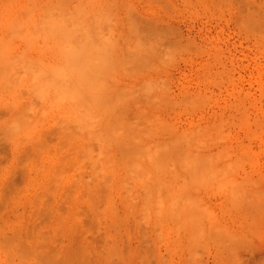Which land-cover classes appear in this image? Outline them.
<instances>
[{
    "label": "rangeland",
    "instance_id": "374dc122",
    "mask_svg": "<svg viewBox=\"0 0 264 264\" xmlns=\"http://www.w3.org/2000/svg\"><path fill=\"white\" fill-rule=\"evenodd\" d=\"M0 264H264V0H0Z\"/></svg>",
    "mask_w": 264,
    "mask_h": 264
},
{
    "label": "bare ground",
    "instance_id": "6f19581e",
    "mask_svg": "<svg viewBox=\"0 0 264 264\" xmlns=\"http://www.w3.org/2000/svg\"><path fill=\"white\" fill-rule=\"evenodd\" d=\"M61 26H62V25H61ZM58 27H59V26H58ZM62 27H63V26H62ZM66 64H68V63H66ZM64 65H65V64H64ZM68 65H69V64H68ZM65 66H66V65H65ZM66 67H67V66H66ZM77 67H79V66H77ZM62 69H63V68H62ZM64 69H65V68H64ZM72 69H73V67H72ZM78 69H79V68H78ZM80 69H81V68H80ZM68 71H69V70H68ZM86 71H87V70H86ZM78 73H80V72H78ZM70 74H71V73H70ZM70 74H69V75H70ZM84 75H85V74H84ZM86 76H87V75H86ZM88 76H89V74H88ZM72 77H73V76H72ZM65 78H66V77H65ZM69 78H70V77H69ZM61 79H62V78H61ZM78 79H79V78H78ZM85 79H86V78H85ZM83 80H84V79H83ZM90 80H91V79H90ZM66 81H67V80H66ZM67 82H68V81H67ZM74 82H78V81H74ZM79 82H81V81H79ZM87 82H89L88 79L85 81V84H86ZM74 84H75V83H73V85H74ZM81 84H83V83L81 82ZM85 84L83 85V87L85 86ZM87 84H88V83H87ZM87 84H86V87L89 86V85H87ZM75 85H76V84H75ZM77 85H78V83H77ZM75 88H76V87H75ZM84 88H85V87H84ZM84 90H86L85 92L87 93V89H84ZM78 94H79V93H78ZM83 94H84V93H83ZM86 95H88V93H87ZM79 96H80V94H79ZM90 96H93V95H90ZM81 97H83V98H79V100H80V99H81V100H82V99L84 100V95L81 96ZM86 98H87V97H86ZM87 99L89 100V97H88ZM94 99H95V98H94ZM96 99H97V98H96ZM76 100H77V98H76ZM76 100H75V101H76ZM81 100H80V101H81ZM92 100H93V99H92ZM77 101H78V100H77ZM77 101H76V102H77ZM80 101H79V103H80ZM85 101H87V100H84V104H85ZM89 101H90V100H89ZM89 101H87V102H89ZM97 101H98V99H97ZM91 102H92V101H91ZM82 103H83V102H82ZM82 103H81V104H82ZM98 103H99V102H98ZM77 104H78V103H76V105H75L76 107H77ZM86 104H87V103H86ZM89 104H90V102L88 103V105H89ZM88 105H87V108L89 107ZM98 105H99V104H98ZM98 105H97V106H98ZM79 106H80V105H79ZM92 106H93V105H92ZM94 106H95V104H94ZM84 107H85V106H84ZM93 108H94V107H93ZM85 109H86V107H85ZM85 109H84V111H85ZM88 109H89V108H88ZM88 109H87V110H88ZM94 109H95V108H94ZM97 109H99V108H97ZM95 110H96V109H95ZM88 111H89V110H88ZM94 112H95V111H94ZM92 113H93V112H92ZM80 114H81V113H80ZM85 114H87V113L85 112ZM78 115H79V114H78ZM89 115H91V114H89ZM89 115H88V116H89ZM81 118H83V116H82ZM87 119H88V118H87ZM89 119H90V118H89ZM85 120H86V119H85ZM85 120H84V121H85ZM77 121H78V120H77ZM84 121H83V122H84ZM95 124H96V123H95ZM95 126H96V125H95ZM92 129H93V128H92ZM92 132H93V131H92ZM90 133H91V131H90ZM164 148H167V147H164ZM157 149H158V148H157ZM158 150H159V149H158ZM160 150H161V148H160ZM164 151H165V150H164ZM169 151H170V150H169ZM151 153H153V152L151 151ZM157 153H158V152H157ZM168 153H169V152H168ZM155 154H156V153H155ZM172 154H173V153H172ZM158 155H160V154H158ZM167 155H168V154H167ZM170 155H171V154H170ZM145 156H146V155H145ZM151 156H152V154H151ZM140 157H141V156H140ZM162 157H163V156H162ZM158 158H159V157H158ZM167 158H168V157H167ZM128 159H129V158H128ZM139 159H140V158H139ZM141 159H142V158H141ZM141 159H140V160H141ZM146 159H147V158H146ZM149 159H150V158H149ZM152 159H154V158H152ZM165 160H166V159H165ZM127 161H128V160H127ZM135 161H136V160H135ZM137 161H138V157H137ZM137 161H136V162H137ZM142 161L144 162L143 159H142ZM151 161H152V160H151ZM166 161H167V160H166ZM138 162H139V164H140V161H138ZM148 162H149V160H148ZM131 163H132V162H131ZM149 163H150V162H149ZM163 163H164V162H163ZM169 163H170V162H169ZM125 164H126V162H125ZM143 164H144V163H143ZM145 164H146V163H145ZM132 165H133V164H132ZM157 165H158V164H157ZM164 165H165V164H164ZM135 166H136V165H135ZM139 166H140V165H139ZM141 166H142V165H141ZM141 166H140V167H141ZM144 166H145V165H144ZM151 166H152V165H151ZM173 166H175L174 163H173ZM157 167H158V166H157ZM157 167H156V168H157ZM166 167H167V166H166ZM166 167H165V168H166ZM206 167H208V166H206ZM206 167H205V168H206ZM209 167H210V166H209ZM159 168H161V167H159ZM178 168H179V167H178ZM130 169H131V168H130ZM138 169H139V168H138ZM141 169H145V168H144V167H141ZM146 169H147V168H146ZM166 169H167V168H166ZM169 169H172V168L169 166ZM169 169H168V171H169ZM173 169H174V167H173ZM206 169H207V168H206ZM206 169H205V170H206ZM208 169H210V168H208ZM153 170H155V169H153ZM163 170H164V169H163ZM127 171H128V170H127ZM132 171H133V170H132ZM139 171H140V170H138L137 173H138ZM144 171H145V170H144ZM144 171H143V172H144ZM171 171H172V170H171ZM207 171H208V170H207ZM135 172H136V171H135ZM141 172H142V171H141ZM143 172L140 173V174L143 175ZM150 172H151V171H150ZM173 172H174V171H172V173H173ZM131 173H132V172H131ZM145 173H146V172H145ZM147 173H148V172H147ZM167 173H169V172H167ZM213 173H214V171H213ZM154 174H155V173H154ZM211 174H212V173H211ZM138 175H139V174H138ZM138 175H137V176H138ZM144 175H146V174H144ZM170 175H172V174H170ZM147 176H148V175H147ZM155 176H157V175H155ZM173 176L175 177V175H173ZM173 176H172V177H173ZM157 177H159V176H157ZM149 178H150V177L148 176V179H149ZM154 178H155V177H154ZM170 178H171V177H170ZM146 179H147V178H146ZM148 179H147V180H148ZM159 179H161V178L159 177ZM142 180H143V179H142ZM174 180H175V179H174ZM143 181H144V180H143ZM145 181H146V180H145ZM233 183H234V182H233ZM233 183H232V184H233ZM184 184H185V183H184ZM184 184H183V186H184V189H185L186 186H185ZM236 184H237V183H236ZM236 184H235V185H236ZM232 189H233V187H232ZM235 189H237V188L234 187V189L231 190V192H232V191H235ZM185 191H186V190H185ZM177 194H179V193L177 192L176 195H177ZM178 196H182V195H178ZM184 196H185V195H184ZM174 197H175V195H174ZM179 202H180V201H179ZM181 205H182V204H181ZM186 206H187V205H186ZM181 207H182V206H181ZM187 207H188V206H187ZM187 207H184V208H187ZM182 208H183V207H182ZM181 210H182V209H181ZM184 210H185V209H184ZM176 212H177V211H176Z\"/></svg>",
    "mask_w": 264,
    "mask_h": 264
}]
</instances>
